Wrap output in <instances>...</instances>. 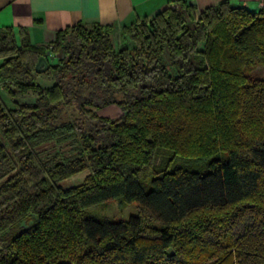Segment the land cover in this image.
Instances as JSON below:
<instances>
[{
    "label": "trees",
    "instance_id": "1",
    "mask_svg": "<svg viewBox=\"0 0 264 264\" xmlns=\"http://www.w3.org/2000/svg\"><path fill=\"white\" fill-rule=\"evenodd\" d=\"M116 27L0 29V264H264V6L171 1L118 46ZM110 199L136 214L88 211Z\"/></svg>",
    "mask_w": 264,
    "mask_h": 264
},
{
    "label": "crops",
    "instance_id": "2",
    "mask_svg": "<svg viewBox=\"0 0 264 264\" xmlns=\"http://www.w3.org/2000/svg\"><path fill=\"white\" fill-rule=\"evenodd\" d=\"M176 0H0V29L10 26L16 36L19 29L26 30L30 41L45 45L55 37V31L76 22L115 23L112 37L119 40V27L137 17L150 16ZM220 0H184L194 6L195 13ZM233 5H242L258 10L260 0H228ZM102 116L118 117L121 108L109 104L96 109Z\"/></svg>",
    "mask_w": 264,
    "mask_h": 264
},
{
    "label": "rangeland",
    "instance_id": "3",
    "mask_svg": "<svg viewBox=\"0 0 264 264\" xmlns=\"http://www.w3.org/2000/svg\"><path fill=\"white\" fill-rule=\"evenodd\" d=\"M114 45L118 46L119 40L116 37H112ZM253 76L256 77H262L264 78V65H257L250 73ZM41 84L45 85L48 84L49 80H47L46 76L40 77ZM2 96L8 100L7 94L1 90ZM32 95H35L34 92H30L28 95L24 97H17L22 99H27L31 97ZM108 105L101 106L100 108H105ZM118 106V105H116ZM119 107V106H118ZM122 111V109H121ZM122 114V113H121ZM79 114L73 107V105H68L62 108L60 119L62 120H78V122H81V119H79ZM89 172V169H85L83 171L77 172L70 177L62 180L60 184L62 186H72L77 185L82 182L84 179V176ZM88 211L92 214H97L100 216H105L108 218H113L115 220L120 219H127L130 215L136 214L137 212V203L135 201H132L130 203L121 204L118 199H110L108 201L98 203L95 205H92L88 208Z\"/></svg>",
    "mask_w": 264,
    "mask_h": 264
},
{
    "label": "water",
    "instance_id": "4",
    "mask_svg": "<svg viewBox=\"0 0 264 264\" xmlns=\"http://www.w3.org/2000/svg\"><path fill=\"white\" fill-rule=\"evenodd\" d=\"M49 68V63L44 55H40L34 65L36 72H43Z\"/></svg>",
    "mask_w": 264,
    "mask_h": 264
},
{
    "label": "built area",
    "instance_id": "5",
    "mask_svg": "<svg viewBox=\"0 0 264 264\" xmlns=\"http://www.w3.org/2000/svg\"><path fill=\"white\" fill-rule=\"evenodd\" d=\"M261 7L264 6V0H260Z\"/></svg>",
    "mask_w": 264,
    "mask_h": 264
}]
</instances>
